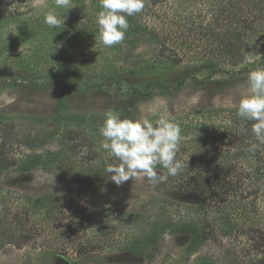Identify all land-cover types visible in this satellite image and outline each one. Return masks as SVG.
I'll list each match as a JSON object with an SVG mask.
<instances>
[{
  "label": "trees",
  "instance_id": "trees-1",
  "mask_svg": "<svg viewBox=\"0 0 264 264\" xmlns=\"http://www.w3.org/2000/svg\"><path fill=\"white\" fill-rule=\"evenodd\" d=\"M26 1L0 0V89L38 83L55 88L58 93L51 120L61 128L76 120L68 101L70 96L86 98L98 92H114L121 102L113 110L122 118L135 119L137 105L152 96L179 92L189 83L202 87L217 76L248 74L258 69L257 63L264 65V58L251 61L264 54V48L256 50L244 45V34L257 31L255 18L251 14L249 19L244 17V0H212L210 25H204L198 34L186 29L185 35L193 41L187 47L175 44V52L167 46V31L153 30L140 22L138 14L129 18L130 27L121 44L104 47L95 22L100 0H71L67 8H56L53 3L47 11L24 6ZM51 10L64 17V25L50 28L44 23L45 14ZM142 41L151 44L150 56L145 61L134 56ZM186 52L192 54L188 62L184 61ZM189 116L173 119L181 128L177 159L183 161V169L176 176H168L160 165L157 169L163 172L169 188L192 192L198 202L183 208L181 214H177V208L170 206L171 210L160 202L148 215L128 216L126 224H134L138 235L132 237V227L127 226L131 237L115 245L135 259L151 262L165 236L181 234L186 238L182 258L188 260L204 245L222 246L224 238L236 234L244 238L246 245L240 249L239 257L220 251L204 254L194 264H239L249 261L251 256L264 259V144L251 131L254 121L239 117L236 109H203ZM7 120L0 115V174L12 165H18L21 172L46 165L59 170L73 187L97 195L111 176L105 170V162L119 163L109 155L102 161L94 157L75 158L73 153L80 147L75 144L76 138L82 134L79 128L77 136L67 131L64 137L71 154L67 158L57 150L43 161L40 156H28L10 162L6 153L10 134ZM253 143L257 147L250 151ZM24 145L31 147L27 141ZM6 193L0 198V248L23 247L35 225L52 241L41 248L32 264H67L70 258L62 253L63 247L71 250L75 260L87 258L102 247L101 239H113L119 230L117 225L109 229L104 221L102 227L89 225L90 218H109L104 209L93 210L85 218L84 227L76 218L80 210L69 192L46 193L37 198L24 196L12 203L3 201ZM251 212L259 213V217L248 216ZM245 216L251 221L248 234L242 233L243 225L238 223L243 217L247 224ZM78 225L83 228L82 233ZM89 230L91 234L87 233ZM239 258L240 261L236 260Z\"/></svg>",
  "mask_w": 264,
  "mask_h": 264
},
{
  "label": "rangeland",
  "instance_id": "rangeland-1",
  "mask_svg": "<svg viewBox=\"0 0 264 264\" xmlns=\"http://www.w3.org/2000/svg\"><path fill=\"white\" fill-rule=\"evenodd\" d=\"M91 1L86 0V3ZM250 1L252 0H244V13H246L244 17L245 19H249L250 16L253 19L255 18L257 31L244 34V45L245 47L254 46L257 50L258 48H264V34L262 33L264 30V0ZM53 3H55V0H27L24 6L44 8L42 10L47 11ZM144 3L149 9L144 7L142 12L136 16H138L140 22L147 23L153 30L164 33L167 31V46L174 52L175 44H177L176 46L187 47L193 41L185 35L186 29L197 31L196 34H198L204 25H210L209 12L212 9V0H148ZM216 25L214 24L212 27L216 29ZM195 43L198 46V43ZM138 46L137 51L134 53L135 59L145 61L150 56L148 52H151V44L148 41H142ZM186 54L184 61L188 62L191 60L192 54L188 52ZM258 54H261V51ZM262 58H264V54L255 56L251 61L257 62ZM261 67H264L263 63H257V68ZM248 74L240 73L232 77L217 76L202 87L189 83L179 92L152 96L137 105L135 119L148 116L155 123L159 116L173 120L186 114L190 118L189 114L197 110L211 108L234 109L222 105L217 106L213 103V99L219 98L223 102L231 98L238 103L241 95L247 92ZM57 93L58 91L55 88L44 83L30 86L16 85L12 88L0 89V115L8 118L6 122L10 130L9 144L6 143V153L10 162L20 161L28 156H40V160L43 161L44 158L51 156L50 152L57 150L64 152L65 158L69 157L71 154L68 152L69 147L64 137L67 131H72L74 136H77L79 133L76 128L82 130V134H80L81 137L79 135L78 138L75 137L78 139L75 144L80 145L73 153L75 158L94 157L97 161H102L107 157L108 153L101 148L103 137L100 136L99 128L103 123L105 113L116 109L120 105L121 101L118 96L114 92H98L86 98L70 96L68 101L73 118H76V120L69 127L61 128L51 120ZM197 94H199V102L194 105L190 101ZM155 105L160 106L158 115L149 116L148 109ZM78 118H80V122ZM26 141L31 147L24 145ZM84 146H87L88 152L87 155L81 156V149ZM157 170L161 178L156 181H149L141 175L117 186L110 178L109 181L104 183L101 193L96 195L88 191L85 193L79 187H73L64 179L59 170H54L53 167L40 165L30 171L21 172L18 165H12L0 174V189L3 190L0 193V198L7 191L10 193L4 194L3 201L5 203H12L24 196L37 198L46 193L66 194L69 192L80 210L76 218L78 220L80 218L79 221L84 224V227L85 218L92 214L93 210L96 209L97 212L104 209L109 212L107 220H93L90 218L89 225L102 227L101 221H104L109 229L117 225L119 230L115 232L114 238L101 239L100 246L102 247L100 249L87 258L77 260L71 255V250L67 247L61 248L64 249L62 253L70 258L67 264H194L204 254H218L220 251L225 254L227 252L236 253V256L239 257L240 249L245 248L246 245L244 238L241 236L236 237V234L224 238L222 246H217L214 243L204 245L197 254L188 260L182 258L186 238L181 234L165 236L151 262L145 259H135L118 249L115 245L116 242L127 240L128 236L131 237V233L127 234L126 232L128 230L127 226L132 227V237L138 235L133 228L134 224H126L128 223L126 221L128 216L139 213L148 215L149 210L159 205L160 202H165L169 207L177 208V214H181L184 211L183 208L195 206L198 202L197 196L192 192H176L169 188L165 183L163 172ZM245 194L247 195V193ZM262 210L260 208V211ZM258 214L255 215L259 217ZM255 215L251 212L248 216ZM245 217L247 218L245 219L247 224L244 223L243 217L238 219V223L243 225L241 228L242 233L246 232L248 234V226L251 221L248 220L250 217ZM78 228L82 233L83 228L80 225H78ZM87 233L91 234V231L89 230ZM126 240L121 243L126 242ZM51 242V239L45 237V233L40 229V226L35 225L28 243L23 247L17 248L7 245L0 248V264H32L41 248L50 245ZM103 247L105 248L103 249ZM236 260L240 261V258ZM239 264H264V259L251 256L249 261H241Z\"/></svg>",
  "mask_w": 264,
  "mask_h": 264
},
{
  "label": "clouds",
  "instance_id": "clouds-1",
  "mask_svg": "<svg viewBox=\"0 0 264 264\" xmlns=\"http://www.w3.org/2000/svg\"><path fill=\"white\" fill-rule=\"evenodd\" d=\"M70 3L71 0H55L56 8H67ZM144 7V0H100L95 21L99 42L108 48L121 44L130 27L129 17L141 13ZM44 23L50 28H59L64 25V17L51 10L45 14ZM247 81V92L241 95L238 103L231 98L223 102L214 98L213 103L234 108L239 117L254 121L251 131L256 140L264 144V67L249 72ZM190 102L197 104L199 94ZM159 107H150L149 116H157ZM99 133L103 137L101 148L119 161L118 164L105 162V170L117 186L141 175L156 181L161 178L157 165L166 169L168 176H176L184 167L183 161L177 159L181 128L170 118L159 116L153 123L148 116L122 118L117 110H109ZM256 147L253 143L249 150L254 151ZM87 152V146H84L80 154L84 156Z\"/></svg>",
  "mask_w": 264,
  "mask_h": 264
}]
</instances>
